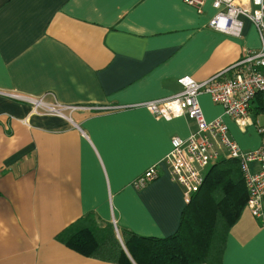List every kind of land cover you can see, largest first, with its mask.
Returning a JSON list of instances; mask_svg holds the SVG:
<instances>
[{"label": "crops", "instance_id": "0c3cea01", "mask_svg": "<svg viewBox=\"0 0 264 264\" xmlns=\"http://www.w3.org/2000/svg\"><path fill=\"white\" fill-rule=\"evenodd\" d=\"M216 13L211 0L202 12L183 0H0V264H115L58 239L89 212L116 221L119 238L178 230L190 202L164 159L172 137L196 124L140 104L261 47L251 21L241 37L210 27ZM28 99L76 108L37 113ZM199 101L243 148L260 145L255 128H239L209 94ZM154 163L160 176L136 188ZM222 264H264V219L243 212Z\"/></svg>", "mask_w": 264, "mask_h": 264}, {"label": "built area", "instance_id": "2783aa9c", "mask_svg": "<svg viewBox=\"0 0 264 264\" xmlns=\"http://www.w3.org/2000/svg\"><path fill=\"white\" fill-rule=\"evenodd\" d=\"M202 12L208 0H183ZM217 13L209 22L217 31L243 35L245 22L251 21L258 30L261 47L248 49L243 56L221 72L204 81L192 76L178 79L182 86L178 93L140 105L159 118L186 116L196 127L188 137L173 136L171 150L164 162L172 179L180 184L188 202L204 184L208 169L224 157L239 159L248 188L247 210L256 218L264 219V0H211ZM201 94L223 106L226 115L241 128L254 127L261 138L258 147L245 149L233 137L227 123L220 117L207 120L199 101ZM34 111L66 116L73 105L46 103L42 99H28ZM224 147L226 155H221ZM159 163L152 164L135 181L138 189L160 176ZM119 233L116 221L113 222ZM196 264H208L200 262Z\"/></svg>", "mask_w": 264, "mask_h": 264}, {"label": "trees", "instance_id": "16d2710c", "mask_svg": "<svg viewBox=\"0 0 264 264\" xmlns=\"http://www.w3.org/2000/svg\"><path fill=\"white\" fill-rule=\"evenodd\" d=\"M248 195L241 161L224 157L208 169L169 237L123 230L119 238L112 223H101L89 212L58 239L86 257L115 264H222L228 235L247 209Z\"/></svg>", "mask_w": 264, "mask_h": 264}, {"label": "rangeland", "instance_id": "374dc122", "mask_svg": "<svg viewBox=\"0 0 264 264\" xmlns=\"http://www.w3.org/2000/svg\"><path fill=\"white\" fill-rule=\"evenodd\" d=\"M244 135H247V134H244ZM218 149H219L221 155H226L224 147H219Z\"/></svg>", "mask_w": 264, "mask_h": 264}]
</instances>
